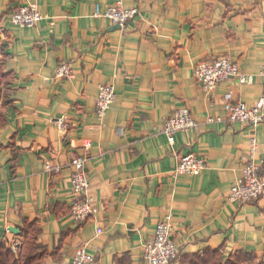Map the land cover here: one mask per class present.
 Masks as SVG:
<instances>
[{
    "label": "crops",
    "instance_id": "crops-1",
    "mask_svg": "<svg viewBox=\"0 0 264 264\" xmlns=\"http://www.w3.org/2000/svg\"><path fill=\"white\" fill-rule=\"evenodd\" d=\"M118 3L139 10L126 28L95 17L97 6ZM32 4L42 22L14 25L17 9ZM0 46L11 74V103L0 102V243L19 245L34 223L48 252L43 264H68L79 248L93 264H146L145 246L172 215L180 255L244 252L264 262V196L242 206L229 199L253 140L264 182V121L230 123L225 112L228 102L253 107L264 95V0H0ZM218 58L253 83L230 79L207 93L194 69ZM63 63L73 79L53 78ZM103 85L115 87L116 100L100 120ZM183 108L200 128L170 138L164 124ZM210 117L225 122L207 124ZM189 154L204 158L206 170L175 177ZM83 156L97 213L78 224L70 218V164Z\"/></svg>",
    "mask_w": 264,
    "mask_h": 264
},
{
    "label": "built area",
    "instance_id": "built-area-1",
    "mask_svg": "<svg viewBox=\"0 0 264 264\" xmlns=\"http://www.w3.org/2000/svg\"><path fill=\"white\" fill-rule=\"evenodd\" d=\"M95 17L107 19L113 26L124 29L139 15L138 9H126L121 3L116 6L102 9L95 8ZM43 20V15L37 5L20 6L13 14L12 22L21 28H35ZM264 77V65L262 68ZM53 78L55 80L73 79L74 71L70 64L63 63L57 67ZM195 81L207 92L213 93L224 81L235 79L240 85L253 83L251 76L244 75L239 66L227 58H218L213 62H203L194 69ZM116 100V90L113 85L99 87L96 99V114L103 120ZM227 122L239 123L245 126L257 127L264 121V95L258 99L253 107H248L241 102H228L225 105ZM207 124L223 123L221 117H210ZM59 125L64 132L67 131V119L59 120ZM200 128V123L193 117L187 108L180 109L164 124V133L172 138L178 132H195ZM123 133V130H119ZM87 149V148H86ZM256 142L253 140L251 152L242 171V177L231 187L229 199L239 205H249L259 201L264 196V182L260 167L254 161ZM86 157H79L72 161L71 189L75 197L70 207V218L78 224L89 221L97 213V207L90 195L91 182L87 172ZM207 168L204 158L189 154L179 158L174 171L175 177H197ZM45 171L50 175L59 174L60 168L52 164L45 166ZM18 244H13L16 253ZM181 251L174 239L173 216L168 215L159 222L154 239L145 246L144 261L146 264H175ZM95 257L85 248H79L68 264H93Z\"/></svg>",
    "mask_w": 264,
    "mask_h": 264
},
{
    "label": "trees",
    "instance_id": "trees-1",
    "mask_svg": "<svg viewBox=\"0 0 264 264\" xmlns=\"http://www.w3.org/2000/svg\"><path fill=\"white\" fill-rule=\"evenodd\" d=\"M5 52V48L0 46V54ZM4 61H0V102L9 105V81L10 76L5 71ZM5 123V115L0 110V127ZM39 228L34 223H28L22 230V241L16 247L15 253L12 245L0 243V264H43L48 256L46 249L39 244ZM264 264L254 254L238 252L234 255L225 256L221 251H208L205 255H180L177 264Z\"/></svg>",
    "mask_w": 264,
    "mask_h": 264
},
{
    "label": "water",
    "instance_id": "water-1",
    "mask_svg": "<svg viewBox=\"0 0 264 264\" xmlns=\"http://www.w3.org/2000/svg\"><path fill=\"white\" fill-rule=\"evenodd\" d=\"M116 28L119 29V27H116ZM10 232L13 233V234L18 235L20 231H19V229L12 228V229H10Z\"/></svg>",
    "mask_w": 264,
    "mask_h": 264
}]
</instances>
